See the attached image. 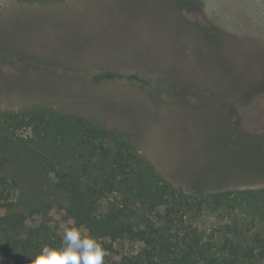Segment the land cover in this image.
Here are the masks:
<instances>
[{
	"label": "rangeland",
	"instance_id": "1",
	"mask_svg": "<svg viewBox=\"0 0 264 264\" xmlns=\"http://www.w3.org/2000/svg\"><path fill=\"white\" fill-rule=\"evenodd\" d=\"M35 103L117 128L189 192L264 190V0H0V108ZM38 181L16 199L53 201L63 234L74 222ZM203 206L205 236L264 216L255 202ZM114 247L104 264L143 244Z\"/></svg>",
	"mask_w": 264,
	"mask_h": 264
},
{
	"label": "trees",
	"instance_id": "2",
	"mask_svg": "<svg viewBox=\"0 0 264 264\" xmlns=\"http://www.w3.org/2000/svg\"><path fill=\"white\" fill-rule=\"evenodd\" d=\"M44 178L53 181L64 218L99 238L106 251L121 241L143 244L108 264H264V216L255 229L227 225L220 238L205 236L195 224L208 200L215 207L255 202L264 212V190L189 192L117 128L44 103L0 108V264H32L43 246L61 245L55 203L16 199V192L21 196ZM136 205L138 220L132 218ZM33 216L40 220L30 225Z\"/></svg>",
	"mask_w": 264,
	"mask_h": 264
},
{
	"label": "clouds",
	"instance_id": "3",
	"mask_svg": "<svg viewBox=\"0 0 264 264\" xmlns=\"http://www.w3.org/2000/svg\"><path fill=\"white\" fill-rule=\"evenodd\" d=\"M106 252L99 238L83 228H66L59 247L43 246L32 264H104Z\"/></svg>",
	"mask_w": 264,
	"mask_h": 264
}]
</instances>
